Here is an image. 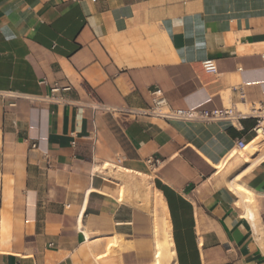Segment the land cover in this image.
<instances>
[{
  "label": "crops",
  "instance_id": "1",
  "mask_svg": "<svg viewBox=\"0 0 264 264\" xmlns=\"http://www.w3.org/2000/svg\"><path fill=\"white\" fill-rule=\"evenodd\" d=\"M154 87L174 109L264 105V0H0V264H264L255 120L95 109ZM146 177L162 218L122 193Z\"/></svg>",
  "mask_w": 264,
  "mask_h": 264
},
{
  "label": "built area",
  "instance_id": "2",
  "mask_svg": "<svg viewBox=\"0 0 264 264\" xmlns=\"http://www.w3.org/2000/svg\"><path fill=\"white\" fill-rule=\"evenodd\" d=\"M205 72L215 75L217 73L214 61L206 60L202 63ZM238 96L239 101L245 102V93L241 86L234 90ZM57 89H53L52 93H56ZM151 105L144 109H130V108H109L105 105L98 104L95 109L104 114H128L135 118L149 117L161 120L165 123H180V124H212V123H226L235 126L243 119H254L255 124L252 129L256 136L264 133V105L252 104L240 110L234 105L223 107L220 109L206 110V109H174L167 103L163 92L154 87L150 91ZM236 147L240 150L246 148L243 140L236 143Z\"/></svg>",
  "mask_w": 264,
  "mask_h": 264
},
{
  "label": "rangeland",
  "instance_id": "3",
  "mask_svg": "<svg viewBox=\"0 0 264 264\" xmlns=\"http://www.w3.org/2000/svg\"><path fill=\"white\" fill-rule=\"evenodd\" d=\"M240 110L243 109L240 108ZM260 137H262V135H260ZM243 151H245V149H243ZM105 169L108 172L107 177L112 179L114 176L111 175L109 166H105ZM124 173L126 175L129 174L126 172ZM122 193L126 195V197H128V200L131 202L144 200L145 203L147 202L145 210L148 213L152 214V216H158L159 218H162L164 213V206L162 205L159 198L155 194H152L151 178L146 177L143 181L140 182V184L136 186L123 183Z\"/></svg>",
  "mask_w": 264,
  "mask_h": 264
},
{
  "label": "bare ground",
  "instance_id": "4",
  "mask_svg": "<svg viewBox=\"0 0 264 264\" xmlns=\"http://www.w3.org/2000/svg\"><path fill=\"white\" fill-rule=\"evenodd\" d=\"M263 135H264V133H263ZM232 186V185H231ZM234 190L236 191V192H238L242 197H243V195H245V194H243L242 192H244L240 187H234ZM242 193V194H241ZM145 205L144 204H142V203H140L138 206H137V210H140V209H142L143 207H144ZM159 249V248H158ZM157 250V249H156ZM157 254H159V251H157ZM159 257H160V255H158ZM157 256V257H158Z\"/></svg>",
  "mask_w": 264,
  "mask_h": 264
}]
</instances>
